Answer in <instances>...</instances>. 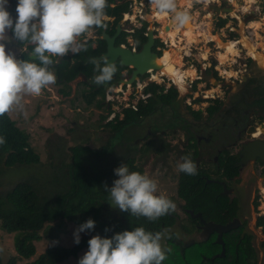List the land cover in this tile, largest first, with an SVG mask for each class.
I'll return each instance as SVG.
<instances>
[{
    "label": "rangeland",
    "instance_id": "rangeland-1",
    "mask_svg": "<svg viewBox=\"0 0 264 264\" xmlns=\"http://www.w3.org/2000/svg\"><path fill=\"white\" fill-rule=\"evenodd\" d=\"M11 1L9 0L8 7L11 6ZM140 1L143 3V19L147 21L148 26L157 29L158 36L163 40L164 46L160 48L162 54L167 50L169 51V55L173 58H180V56H182L183 63L181 65L186 69L187 77L183 82L179 73L178 79L174 80L175 86L178 89L175 98V100H178L177 104H175L174 107L160 104L149 116L143 117L142 120L137 121L132 126H124L119 131V134L109 138L110 128L105 125V122L116 112L119 113L120 117L122 116L121 110L123 106H125V101H128V98L130 102L136 104L139 98H142L141 93L144 88L140 91L134 90L133 92H131L132 90H128L129 87H123L122 91L115 90L117 85L115 86L114 84L117 76L121 73L120 71L112 76L113 82L110 83V86L105 89L99 87L98 91L95 92H92L93 89L89 88L90 86L88 87V84L84 83L85 81H82L80 75H77L67 82L56 79V83L44 89L40 96L24 97L23 103L27 111V118H25L23 114L17 112L10 114L17 124L29 133L30 143L34 150L39 153L40 162L32 165L15 164L5 169L4 175L0 177V190L5 189L11 183L20 179H30L35 183H43L45 178L50 177L54 173L55 167L62 164L61 160L67 162L69 166L71 165V147L74 145L80 144L88 146L98 155L104 149L108 139H110L112 143H116L119 138L128 137L127 135L130 133L132 134L130 141L134 143L132 147V153L135 156L133 164L141 168L140 173L148 175L157 182V194L165 195L171 199L176 204L177 214L179 216L183 215L180 206L182 204L185 205L186 201L185 197L183 198L182 195L180 196L178 194L177 179L179 171L177 169V164L182 163V158L185 157L182 153L184 152L182 149L185 146L184 143L186 140L182 142V138H184L182 132H176L171 135L173 128L172 125H168V122L174 118H181L182 120L175 119V121H178L175 122L176 124L174 127L177 128L178 126H182L184 131L185 127H188L191 121L196 124L206 121L213 125L221 122V120L226 118V115L231 112V110L228 111L225 109L222 111V114L218 116L209 115V117L207 114V106L213 103V100L217 97L221 100V106L225 105L227 99H231V103L233 102L234 104L235 100V102H237V100L242 98L237 94V92L240 91L237 89L240 85H243V80L246 78V75L251 73L250 70L257 73L259 72L258 68L261 64L257 63L255 61L256 59L249 55L256 57L260 54L258 49L260 51L264 50V28L257 29L256 26L250 23L248 24V22L251 19L253 21L255 19L260 22H258L259 25L264 23V0H251L248 3L246 0H233L234 2L230 3L233 5V9L230 10L229 14L225 15L227 16V20L219 27L216 26L218 15L213 14V6L215 4L220 5L221 2H225L226 0H176L177 10L187 12L193 24L192 27L187 28V34H183L185 29L184 26H179L175 21L172 25L169 24L171 18L174 20V13L168 12V16L160 14L161 22H159L155 18L156 14L159 16V13L153 8L150 0ZM15 2L17 5L18 0H15ZM119 3L120 1L116 0L112 5L120 9L121 6ZM241 6H248V8L246 10L243 8V10ZM209 11L211 15H209ZM129 12L131 14L133 12L131 7ZM123 18L124 15L120 20L121 22ZM13 19L15 18L13 17ZM137 22L138 18L133 17L125 20L124 25L131 27ZM165 25L169 26V28L167 30L163 29L162 33H165V36H161L160 29L161 27H166ZM230 25L232 28H229ZM193 26H195V28ZM180 28L182 30L181 39H179V44H176L179 47L172 49L167 46L169 44L167 37L171 35L175 36L176 33H178L177 30ZM208 32L211 34H218L222 40L228 38L232 39L229 40V42H232L234 46V54L229 53V56H227V54V60L225 62L221 63L219 61L224 58H222L220 53H217V51H219L218 45H216V42L212 40L211 37L206 35ZM94 33V30H92L87 35L95 37L96 34ZM6 34L8 36V39L4 41L6 44V51L13 53L19 60L21 52L26 49L27 43L18 44L17 40L13 38L11 30H8ZM242 34L248 36L252 41H256L258 44L256 46L258 49L253 51L254 54H251L252 52H248L249 55L245 53L242 41H239L237 46H235L234 42H236V40L233 39L241 38ZM87 35L81 36L78 39L83 41L87 38ZM164 40H166L167 44H165ZM191 42L193 44L189 45ZM164 47L165 49H163ZM205 49H207V56L203 55V50ZM223 53L225 52L223 51ZM67 55L70 57L71 52ZM218 55L220 56L219 58ZM248 57H251L254 61H251V63L247 62L246 64ZM213 62V67L217 72L218 78H216L209 69V66ZM55 66L56 65H51L49 70L56 75ZM173 67L179 69V67L174 64ZM195 68V74L191 76L189 72L193 69L195 70ZM154 72H157V69ZM180 72L182 74L181 69ZM263 72L264 67L260 73L262 74ZM148 75L149 74H145L142 77L145 78ZM155 75L158 76L156 77V82L163 84L165 91L168 86L167 75H162L164 78L163 80L161 74L158 75L155 73ZM106 92L114 95V99L109 102L108 106L103 99ZM130 92L131 94L129 96ZM146 94L142 99H145L146 96L149 95ZM197 98L202 99L197 100ZM233 104L231 105L233 106ZM187 105L190 106V108L186 107ZM242 106V108H246V105ZM191 108L201 109L200 119L195 118L194 114L190 111ZM227 108H231V106ZM231 109L232 116L230 119L236 116V111H233V108ZM183 119L186 120L184 123ZM149 127L152 129L147 131ZM194 128L196 129V127ZM135 132L139 135L135 136ZM147 141L152 142L149 144V147L147 146V151L143 153L141 149ZM181 143L184 146L181 147ZM123 144L124 143H118L117 141L116 147H121L123 151V149H126V146ZM156 147H161V151H154ZM73 151L76 152V150ZM214 152L215 148L209 150L210 154ZM199 156L203 157L204 160L209 157L207 154V157L202 154ZM200 157L198 159H200ZM194 160L192 161L194 162ZM207 165H209L210 168L213 167L211 162ZM118 178V176H115L107 185L108 188H111L113 182ZM253 180L255 184L246 192L243 201V214H246L247 225L252 231L251 242L256 252L255 264H263L264 246L262 245V240H264V233L262 227L254 224V222L256 223L257 217L260 214L264 216V190L262 188L264 186V179L261 180L259 174L256 173L255 178H251V181ZM254 194L257 198V206L255 209L251 208V206L248 207L246 204V202L249 204V200ZM101 197L104 204L103 214L106 216L117 215L119 209L110 204L108 192L101 193ZM175 225L176 224L172 225L171 228L164 229L162 232V248H171L172 250L170 253H166L167 259L163 261V264H210L209 260L202 261L201 256L220 250L219 245L212 243L210 239L202 242L191 241V236H184L183 239H185V242L182 244L179 239L182 234ZM48 226L52 227L47 230V236L43 234L40 240L35 241V254L28 259H19V264H26L27 261L35 258L49 243L59 242L68 246L72 245L74 242V232L79 227L69 220H64L60 225H58L57 220H55L48 223ZM172 231L175 233V240L167 241L166 238ZM82 234H89V232H82L80 236ZM16 236V231L6 232L0 228V249H3V251H0V255L3 261L7 260L11 254L15 253L14 241ZM231 238L232 234H229V239ZM231 243L232 241L229 245ZM85 250L86 249L79 251L76 256H69L54 264H77L79 259L85 254ZM228 251L225 260H228L230 254H232L230 250ZM222 260V258L216 257L215 263L222 264Z\"/></svg>",
    "mask_w": 264,
    "mask_h": 264
},
{
    "label": "trees",
    "instance_id": "trees-1",
    "mask_svg": "<svg viewBox=\"0 0 264 264\" xmlns=\"http://www.w3.org/2000/svg\"><path fill=\"white\" fill-rule=\"evenodd\" d=\"M115 1L107 0L105 9V14L114 16L112 30L115 28L116 22L121 19L122 13L129 9L128 4L131 0H118L120 1V9L112 5ZM224 3L226 2H221V4ZM226 20L227 16L218 15L216 26H222ZM109 22V20L104 21V23ZM146 26L147 21L142 19V25L133 32V37L137 44L145 40L146 36L143 31L146 30ZM97 40L96 45L92 44L93 38L82 41L85 43V50L75 55L71 53V59L68 55H65L55 66L57 77L67 82L80 73H84L86 76H93V74L97 76L96 68L89 65L91 62L86 61V57L97 55L104 49V40L102 38ZM17 42L20 45L23 44L18 40ZM158 42V44L163 46L162 41L159 40ZM33 50L34 46L27 43L26 49L21 52L19 60L39 63L32 55ZM52 59L54 60L55 57ZM247 60L246 64L254 61L251 57H248ZM91 61L97 60L93 59ZM214 62L209 66V69L218 78L217 72L213 67ZM260 68L263 69V66L259 65L258 73L250 70L251 73L246 75L243 85H240L237 89L240 90L237 94L242 98L237 100V102L235 100L234 104L239 103L241 106L246 105L250 108L258 106L264 112V72L261 74L260 71L262 69ZM189 74L194 76L191 71ZM90 87L93 89L92 92L98 91L95 87ZM164 89V85L157 82L145 85L144 92L149 93L145 99L140 98L135 108L124 106L121 110V117L116 112L105 122V125L110 128L109 138L119 134V131L124 126H132L137 121L142 120L143 117L149 116L160 104L174 107L177 104V100H175L178 93L177 87L171 84L165 91ZM201 99L197 98V100ZM220 101V99L215 98L213 103L207 106L208 116L222 114L226 106H221ZM187 107L190 108L188 105ZM234 110L236 111L237 108H233ZM190 111L195 118L200 119V108H191ZM138 135L135 132V136ZM127 136L117 140L118 143H124L123 145L126 146L123 151L121 147H116L117 141L112 143L110 139L106 141L104 149L98 155L88 146L74 145L71 147V165L69 166L67 162L61 160L62 164L55 167L54 173L50 177L45 178L43 183H35L30 179H20L0 190V228L6 232H17L14 241L15 253L11 254L5 261L2 260L0 255V264H19V259H28L34 255L36 251L35 241L40 240L43 234L47 236V230L52 227L48 226V223L55 220H57L58 225L64 220H69L80 226L89 219H93L96 222V226L94 230L88 231L89 234L81 235L79 244L73 242L72 245L68 246L59 242L49 243L42 252L27 261L26 264H54L69 256H76L81 250L86 249V253L89 250L88 241L97 235L102 238H112L117 233L125 230L132 231L137 227H143L146 231L160 232L162 234L164 229L172 227L175 220L171 213L155 221H149L142 216H132L130 212H122L120 210H118L117 215L113 216L103 214L104 204L101 193L107 192L105 185H108L116 176L115 169L126 164L132 172L141 171L140 167L133 164L135 156L132 153L134 143L130 141L132 134L129 133ZM0 138L4 140V143L0 144V177L4 175L5 169L15 164L32 165L40 162L39 154L30 143L29 133L17 125L9 113L0 116ZM152 141L145 143L146 146L144 145L141 149L143 153L147 151ZM73 150H76V152ZM154 151L160 152L161 147L154 148ZM182 153L194 160L196 151H184ZM202 181L203 177L198 167L196 175L178 172V194L182 195L183 198L185 197V205L194 206L199 193L196 187H200ZM263 223L264 216L259 215L257 224ZM105 229H109V231H105ZM262 231L264 233V226ZM174 234L172 231L166 238L167 241H174ZM262 245L264 246V240H262ZM228 250L232 254H230L228 260H225ZM201 257L202 261L209 260L210 264H217L215 263L216 257L223 259L222 264H255L256 262L255 248L251 245L248 237H245L237 244H226L222 255H214L211 252Z\"/></svg>",
    "mask_w": 264,
    "mask_h": 264
},
{
    "label": "clouds",
    "instance_id": "clouds-1",
    "mask_svg": "<svg viewBox=\"0 0 264 264\" xmlns=\"http://www.w3.org/2000/svg\"><path fill=\"white\" fill-rule=\"evenodd\" d=\"M159 14L174 13V21L184 26L190 20L185 11H178L176 0H150ZM9 0H0V116L21 113L27 118L23 103L25 96L38 97L42 91L56 83V75L49 70L53 57L62 58L69 52L78 54L85 43L78 38L93 28L106 27L107 0H18L16 18L8 11ZM21 43L34 46L33 57L39 63L18 60L6 51L7 31ZM98 84L112 79L115 67L106 60L103 65L95 61ZM142 99V98H141ZM4 143L0 138V144ZM177 169L187 175H196V164L190 157L182 158ZM119 178L105 189L110 204L132 216L146 217L149 221L176 211V204L165 195H158V184L148 175L132 172L126 164L115 169ZM96 222L89 219L74 232V242H81L80 234L94 230ZM109 231V229H105ZM160 232L137 227L123 231L112 238L97 235L88 241L89 250L79 264H162L171 248L163 249ZM3 251V249H0Z\"/></svg>",
    "mask_w": 264,
    "mask_h": 264
},
{
    "label": "flooded vegetation",
    "instance_id": "flooded-vegetation-1",
    "mask_svg": "<svg viewBox=\"0 0 264 264\" xmlns=\"http://www.w3.org/2000/svg\"><path fill=\"white\" fill-rule=\"evenodd\" d=\"M11 6H12V1H11ZM105 15L107 17L106 20L110 21L109 23H105L106 27L93 28L92 30H94L95 32L94 34H96L95 37H92L91 35H87V38H85V40L83 41H86L88 38H93L92 44L96 45L98 41L97 39L102 38L101 37L102 30L106 31L109 34H112L114 32L115 28L112 30V20L114 16L107 14ZM123 15L124 12L122 13V16ZM12 17L16 18L14 14L12 15ZM156 17L157 14L155 18ZM158 18H160V14ZM142 19L138 20L137 23H134V25L131 26L132 29H130V27L124 25V21H125V16H124L123 21L121 22V30L119 34L115 37L114 43L127 46L134 51L139 50L141 48V44L143 41L140 44H137L133 37V32L135 31L136 28H139L142 25ZM251 20H249V22ZM147 28H148V24L146 26V30ZM151 28L153 30V34L155 38L151 50L155 51L158 54V56L165 57L166 53L164 52V54H162L160 50L162 45L158 44L159 40L162 41V43L163 40L158 36L157 29L154 27ZM262 28H264V23H262V25H260L258 29H262ZM146 30L143 31L145 36H146ZM160 33L161 36H165V33L164 34L162 32ZM226 40L229 41L232 39L228 38ZM233 40H236L235 46H237L238 39H233ZM254 43H256V41H254ZM104 50H105V41H104V49L101 52H103ZM258 52L260 54L254 57L252 55H249L248 52L245 51L247 55L256 59L255 61L264 67V50L260 51L258 49ZM203 55L207 56V49L203 50ZM55 59H57V57H55ZM97 61H99L101 65H103V59ZM89 62H91L89 64L91 67L96 68L95 61L92 62L91 60H89ZM114 67L116 69L115 74L118 71L121 72L120 75L117 76L114 85L115 86L117 85L119 86V88L123 89V87L124 88L126 87L125 85L126 83L123 82L121 83L119 81V78L120 77L127 78L131 72V67L120 65L117 62L115 63ZM181 68H183V65ZM155 70L156 69H153V72ZM191 71H192L191 73L195 74L196 68L195 70L193 69ZM143 75L141 76L139 75V77H142ZM153 77L155 78V76ZM57 79L60 80V78L58 77ZM112 82L113 80L111 79L110 83ZM89 86L90 85H88V87ZM115 90H119V89H117L116 87ZM217 99L219 98L217 97ZM231 104H232L231 99H227L225 106L226 109L228 111L231 110V112H229V114L226 115V118L221 120V122L215 123L213 125L206 121L197 124L191 121L189 126L185 127V130L183 131L182 126H178L177 128L174 127L176 124L175 122L178 121V120L175 121V119L182 120L181 118H174L168 122V125H172L173 128L171 135L176 132L183 133L185 139L182 138V142L186 140L184 143L186 147L181 143V147L184 146L182 150L188 152L196 151L194 162L198 167V169L200 170L201 176L203 177V181L200 187H196V190L199 193L197 195L198 198L194 206H188L182 204L180 206V210L181 212H183V215L180 216L177 214V211L171 212L175 220L173 225L176 224L175 226L182 234V236H180L179 238L182 244L185 242L184 241L185 239H183L184 236L186 237L191 236L190 238H192V240L198 242H202L204 240L210 239L212 243L218 244L220 250L216 252H212L214 255H222L225 251L226 244L229 245L231 241L232 243L230 245L237 244L245 237L249 238L250 243L253 246L251 242L252 231L251 228H249L247 225L246 214L245 213L243 214L244 212L243 201L246 192L251 188L253 184H255L254 180L251 181V178H255V174L258 173L259 176L261 177V180L264 179V161L259 156H255L254 158L248 159L244 163H238L240 161L239 150L244 142L256 138L264 140V112L261 111L258 108V106H255L253 108L246 106V108H242L243 106H241L239 103L233 104V106ZM230 106L231 108H237L236 116L233 117L232 119H230V117L232 116V109L227 108ZM184 121L186 120L183 119V123ZM201 126H203L204 128ZM194 127H196V129ZM151 129L149 127L147 131H150ZM211 148H215V152L210 154L209 150ZM200 154L204 156H206L207 154L209 157L206 160H204L203 157L199 156ZM199 157L200 159H198ZM210 162L213 164V167L211 168L209 165H207ZM262 188L264 190V186ZM256 202H257V198L255 197L254 194L252 198L249 200V204L247 202L246 204L248 207L251 206V208L255 209L257 206ZM227 223H230L232 226L229 229L221 232V240L223 242L222 243L218 240V230H216L215 227L219 225H225ZM254 224L259 225L263 228V224H257V220L256 223L254 222ZM229 234H232L231 239H229ZM175 237L176 236L174 234V239ZM222 248H223V253H221Z\"/></svg>",
    "mask_w": 264,
    "mask_h": 264
},
{
    "label": "water",
    "instance_id": "water-1",
    "mask_svg": "<svg viewBox=\"0 0 264 264\" xmlns=\"http://www.w3.org/2000/svg\"><path fill=\"white\" fill-rule=\"evenodd\" d=\"M16 6L17 5L15 0H12V6L8 8V11L10 12L11 15L14 14L16 16ZM231 9H233V5H231L228 2L220 5L215 4L213 6V14L222 15L225 13H229ZM120 30H121L120 20L116 22L115 30L112 34H109L106 31L102 30L101 37L105 41V50L100 54L86 57V61L93 59H97V60L103 59V63L106 60L109 64L113 66L115 65L116 62L120 65L130 66L131 72L129 76L127 78L120 77L119 81L123 83L131 84L136 79V77L145 74V72H147L149 68L152 69L159 68L160 64L156 61L158 54L155 51L151 50L155 38L152 28L148 26L146 30V39L142 42L141 48L137 51H134L127 46L114 43L115 37L119 34ZM61 59L62 58L57 57V59L53 60L54 61L53 65H57L61 61ZM80 74L82 76V79L90 86H94L95 88H99V87L106 88L110 86V81H107L103 84H98L95 80L96 76H86L84 73H80ZM239 155H240V161L238 163H244L248 159L254 158L255 156H259L264 161V140L256 138L244 142L239 150ZM231 226L232 225L230 223H227L225 225H219L215 227V229L218 230V240L220 242H222L221 232L229 229ZM191 241L193 240L191 239ZM221 253H223V248Z\"/></svg>",
    "mask_w": 264,
    "mask_h": 264
},
{
    "label": "bare ground",
    "instance_id": "bare-ground-1",
    "mask_svg": "<svg viewBox=\"0 0 264 264\" xmlns=\"http://www.w3.org/2000/svg\"><path fill=\"white\" fill-rule=\"evenodd\" d=\"M233 0H231V2H232ZM249 1H251V0H246V2L248 3ZM181 2V1H180ZM242 7V9L243 8H245V10L248 8V6L246 7H244V6H241ZM244 10V9H243ZM168 14V13H167ZM167 14H165V15H167ZM163 16H164V14H163ZM168 16V15H167ZM156 20H158L159 22H161L160 20V18H158V16L156 17ZM173 22H174V20L171 18L170 20H169V24L170 25H172L173 24ZM259 21H256L255 19H254V21L253 20H251L249 23L250 24H252L253 26H256V28L258 29L259 27H260V25H259V23H258ZM195 23V22H194ZM248 23V24H249ZM176 25V24H175ZM192 21L191 20H189V22L187 23V24H185L184 25V27H185V29H184V31H183V34H187L188 33V31H187V28H189V27H192ZM166 26V25H165ZM194 28H195V26H193ZM169 28V26H166V27H164V28H162L161 27V29H160V32H162V30L164 29V30H167ZM181 28L179 29V30H177V32L178 33H176V35L175 36H170V37H167L168 38V45L167 46H169L170 48H173L176 44H179L178 42H179V39H181ZM208 37H211V39L212 40H214L215 42H216V44L218 45L217 47L219 48V51H221V50H224V52L225 53H221L220 55L222 56V58H225V56L227 55V54H229V53H232V54H234V50H233V45H232V42H229V41H227V40H222L221 38H220V36L218 35V34H216V33H214V34H211V33H207L206 34ZM171 38V39H170ZM170 40H171V42H170ZM239 41H242V44H243V46H244V48H245V51H247V52H253V51H256L257 50V48H256V45H255V43H254V41H252L248 36H246V35H243L242 34V36H241V38H239L238 40H237V43L239 42ZM189 42V41H188ZM235 43V42H234ZM191 44H193L192 42L189 44V45H191ZM236 44V43H235ZM228 47V48H227ZM192 48V47H191ZM163 49H165V48H163ZM181 49V48H180ZM165 57L164 56H158L157 58H156V61L160 64V66H159V68L157 69V72H153L152 71V73H153V76H157V75H155V73H157L158 75H162V74H164V75H167V76H169V77H171L173 80H175V79H178V77H179V73H180V75H181V78L183 79V81L185 80V76L187 75V73H186V69L185 68H181V64L183 63V61H182V56H180V58H179V63H178V65H176L175 64V62L176 61H174L175 60V58H173L171 55H169V51H167V50H165ZM188 53V52H187ZM168 54V55H167ZM236 55V54H235ZM184 60V59H183ZM223 62H224V59H221ZM175 65V66H178L179 67V69L178 68H175V67H173V64ZM172 67V68H171ZM180 69H181V71H182V74H181V72H180ZM151 70V69H150ZM182 82V81H181ZM129 84V83H128ZM118 89H119V86H118ZM128 90H132V87H129V89ZM130 94V93H129Z\"/></svg>",
    "mask_w": 264,
    "mask_h": 264
},
{
    "label": "built area",
    "instance_id": "built-area-1",
    "mask_svg": "<svg viewBox=\"0 0 264 264\" xmlns=\"http://www.w3.org/2000/svg\"><path fill=\"white\" fill-rule=\"evenodd\" d=\"M226 3L228 2V3H231V0H226L225 1ZM220 4V3H219ZM142 5H143V3H142V1H140V0H131L130 2H129V4H128V6H129V9L126 11V12H124V16H125V20L126 19H131V18H138V20H140V19H142L143 18V14H142ZM136 6V7H135ZM130 7L133 9V12H132V14L129 12V10H130ZM130 13V14H129ZM226 14H229V13H225V14H223L224 16L226 15ZM222 15V16H223ZM221 16V15H220ZM132 21V20H131ZM229 28H232V26L230 25L229 26ZM130 29H132L131 27H130ZM129 30V29H128ZM164 42H165V44H167L166 43V40H164ZM185 52V51H184ZM185 53H187V52H185ZM151 69V70H150ZM152 71H153V69L152 68H149L148 70H147V72H145V74L146 73H149V75L147 76V77H136V79L130 84H128V83H126L125 85H126V87L125 88H128V87H132V91L131 92H133L134 90L136 91V90H138V91H140L142 88H144V86L145 85H147V84H149V83H151V82H156L157 80H156V77L154 78L153 77V73H152ZM162 75H164V74H162ZM161 75V76H162ZM144 76V75H143ZM187 77V75L185 76V78ZM164 78H163V76H162V80H163ZM167 84L168 85H170V84H173V85H176L175 84V82H174V80L171 78V77H169V76H167ZM158 83V82H157ZM107 90H109V89H107ZM122 91L123 89L122 88H119V90L118 91ZM131 92H130V94H131ZM147 93V94H146ZM130 94H129V96H130ZM145 94L146 95H148L149 93L148 92H144V90L142 91V93H141V97L142 98H144L145 97ZM128 96V97H129ZM114 99V95L113 94H110L109 92H106V94H105V96H104V100L106 101V104H107V106L109 105V102L111 101V100H113ZM140 99V98H139ZM137 103V102H136ZM125 106H131V107H133V108H135L136 107V104H134V103H132V102H130V99L128 98V101H125ZM124 107V106H123ZM114 115V114H113ZM112 117V116H111Z\"/></svg>",
    "mask_w": 264,
    "mask_h": 264
},
{
    "label": "crops",
    "instance_id": "crops-1",
    "mask_svg": "<svg viewBox=\"0 0 264 264\" xmlns=\"http://www.w3.org/2000/svg\"><path fill=\"white\" fill-rule=\"evenodd\" d=\"M233 2H234V1H232V3H233ZM209 12H210V11H209ZM209 15H211V12L209 13ZM216 45H217V44H216ZM255 45L257 46L258 44L255 43ZM178 47H179V46L175 45L173 48H178ZM173 48H172V49H173ZM223 51H224V50L217 51V53H220V54H221V53H223ZM251 54H254V52H252ZM227 56H229V54H228ZM219 57H220V56L218 55V58H219ZM226 60H227V59H226V56H225V58H224V62H225ZM174 61H176L175 64L178 65V63H179V62H178V61H179V58L176 57ZM219 61H220L221 63H223L222 60H219ZM192 67H193V66H192ZM78 75L81 76V74H78ZM81 77H82V76H81ZM16 124H17V122H16ZM17 125H18V124H17ZM21 128H22V127H21ZM38 154H39V153H38Z\"/></svg>",
    "mask_w": 264,
    "mask_h": 264
}]
</instances>
